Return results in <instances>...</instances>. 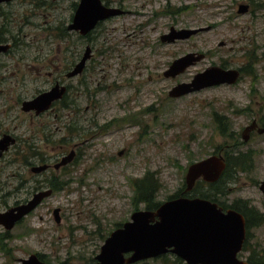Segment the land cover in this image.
Returning a JSON list of instances; mask_svg holds the SVG:
<instances>
[{
    "label": "rangeland",
    "instance_id": "374dc122",
    "mask_svg": "<svg viewBox=\"0 0 264 264\" xmlns=\"http://www.w3.org/2000/svg\"><path fill=\"white\" fill-rule=\"evenodd\" d=\"M36 1L11 0L4 5L12 11V31L22 26V35H58L70 21L72 4L78 0H44L33 8ZM103 1L121 5L127 13L104 19L93 33L94 55L79 98L83 118L77 109L56 104L32 121L22 113L21 127L14 130L15 121L8 117L19 113V108L0 107L3 128L8 126L25 137L37 127L38 138L45 139L44 125L54 133V149L55 142L65 135L74 138L73 142L87 140L82 159L70 169L68 185L12 229L20 237L10 240L11 250L0 248V264H20L18 260L31 253L70 264L94 258L103 237L128 221L133 211L145 209L135 198V180L153 173L160 183L156 200L162 203L185 189L189 164L220 151L224 155L227 150L231 154L252 150L253 167L226 180L227 193L218 195V202L227 206L243 200L264 215V196L258 187L264 178V133H252L247 142L240 137L252 119L264 125V20L250 15L235 19L236 3L243 0ZM170 27L203 30L188 38L161 42L160 35ZM70 35L76 41L75 35ZM186 53L203 57L174 77H165L163 71ZM212 65L240 68L241 76L231 85L206 87L179 97L168 95L174 85L190 81ZM26 71L5 76L9 81L18 78L19 85H6L0 103L8 102L12 94L30 98L49 87L50 77H35L34 71ZM215 115L227 117L238 133L235 146L217 131ZM39 151L57 154L51 143L42 140ZM9 168L4 175L12 173ZM196 191L206 194L210 189L201 183ZM54 208L60 209L59 223L54 220ZM248 233L249 247L264 254V220L251 226ZM247 255L248 251H243L239 257ZM172 258L166 256L167 260ZM140 264L163 263L160 257Z\"/></svg>",
    "mask_w": 264,
    "mask_h": 264
},
{
    "label": "flooded vegetation",
    "instance_id": "af4514ba",
    "mask_svg": "<svg viewBox=\"0 0 264 264\" xmlns=\"http://www.w3.org/2000/svg\"><path fill=\"white\" fill-rule=\"evenodd\" d=\"M101 1L106 6L118 7V6H110L108 3H105L103 0ZM9 2H11V0L0 2V18H1L0 94L3 92L4 87H6V85L10 84L12 88H15L19 85L18 78L9 81L5 77L7 74L16 76V70H20L22 73H25L27 69L29 71H34L35 77L46 76V77H50L51 79L49 87L45 89H41L30 98H22L21 96L12 94L10 95V100L8 102L0 103V107L1 106L8 108L12 107V109L15 107L19 108L20 110L19 113L8 117L10 121H15L14 130H17L19 127H21L22 113H24L27 117H29L30 121H32L33 118L37 119L39 118V116H42L44 113L52 110L53 106L56 104L61 105L63 108L77 109L78 115H80V112L82 111L80 108L82 99L79 98L82 96V94H84V89L82 88V86L85 84L84 75L88 70L89 62L91 61V59H93L94 49H95L93 41H95L96 38H95V34L93 33L96 32V27L104 19L99 20L94 25L93 28H91L90 30L84 33L78 30L69 29L68 25L72 21L74 11L80 2V0H78L76 3L72 4L73 12L70 17V21L66 25L65 24L63 25L64 27L61 28L62 31L60 34L58 35L57 34L54 35V33L51 34L50 31L51 28H50L49 31L51 35L48 36L46 35V36L38 37L36 33L30 34L29 36L27 33H24L22 35L21 34L22 26L21 27L19 26L16 31H12L9 27L11 22L12 11H7V9L4 6L6 3ZM41 3H44V0H37L36 2L33 3L34 5L31 6L34 8V6L40 5ZM236 4H237V8L235 13L236 16L234 17L235 19H237L242 15H250L254 19L262 18L264 20V0H243L241 2L237 1ZM118 8L122 9L123 12L121 14L127 13V11L123 9L121 5H119ZM168 13L172 14L171 11H169ZM171 28L173 27H170L169 31ZM169 31L167 33H169ZM70 34L75 35L76 41L72 39V36ZM164 34L166 33H163L162 35ZM162 35H160L159 37L161 42L169 43L177 40V39L162 40L161 38ZM22 50H25L26 52L22 53ZM78 64H81L80 70L76 73H73L74 69ZM21 66L24 67L23 70L21 69ZM212 66H216V65H212ZM219 67L224 69L232 68V67H226L225 65H220ZM235 69L239 71L240 73L239 78H240L241 69L240 68H235ZM76 77L77 80H75L76 83L75 85L74 79ZM55 85L64 87V91L59 98L51 102L49 108L44 110H35V109L23 110L22 106L24 101L34 98L39 93L44 92ZM72 90H74V92H71ZM70 93L71 95H73L72 97L70 96ZM11 101L12 102L14 101L15 105ZM93 103L95 105L94 101ZM86 107H89V105H86ZM80 118L83 117L80 115ZM2 123L3 122L0 121V207H1L0 215H10L7 212H9L11 209H14L22 204H26L34 197L35 194L49 190V194L43 197L41 201H39L34 208H32L26 213L21 214L24 216L16 220L13 226L7 227L9 221L6 218H2L0 220V228H1L0 241L3 244V247L7 248L9 251V249L11 250V246L9 245L10 240L20 237L18 233L13 234L11 232L12 229H15L16 227L20 226L24 218H26L28 215H32L35 209H37L44 202L46 198L51 197L52 195H54L55 192L65 189V187L68 185L71 179V177H69L70 169L74 167L82 159L87 140H85L84 138L83 140H78L76 142H73L72 140L74 138L69 139V137H65L66 136L65 135L61 137L59 141L55 142L56 147L54 149V146L52 144V140H54L53 139L54 133L51 131H47L44 125H42L43 126L42 128L44 130L43 133L45 139L38 138L37 127H35V130L32 133L30 132L28 135L23 137L22 135L17 134L14 131L10 130L8 126H5L3 128ZM260 123H261L260 120L252 119L250 123L244 127L242 133L240 134V137L243 142H247L252 136V133L254 132H257L258 134L264 133V125ZM247 127L248 129L246 130L245 128ZM68 129L69 131H72L71 127H68ZM40 140H42L46 144L51 143L52 150H57V154L56 155L49 153L44 154L41 151H39ZM212 154H216V153H212ZM239 154L243 155V162H241L242 158L238 156ZM216 155H221L223 157L225 163L224 170L226 169L228 160L229 161L232 160L238 164L236 169L237 171H250L253 167L252 150L238 151L229 157L227 153L223 155L222 151L218 152ZM63 159H67V160L64 163H61ZM241 165H243L242 169L239 168V166ZM8 168L13 170L12 173L4 175V172L7 171ZM224 170L222 171V173L224 172ZM236 172L232 173L230 177H236ZM263 180L264 178L260 181L259 186ZM198 181H203V180H197L196 183ZM206 183H214V182H206ZM238 204L239 206H237ZM235 206H237L239 210L244 211L247 215H249L247 212V210H249L253 214L258 213L264 216L263 213H260L255 207L246 203L243 200L242 201L239 200V203L235 202L231 205L221 206V207L223 210L234 209L243 215L241 211L234 208ZM52 214L54 216V220L57 223H59L60 222L59 215H61L60 209L58 211H55V208L52 209ZM246 239H247V229H246L245 241ZM1 243H0V248L2 249ZM243 251H248V255L246 256L245 259L239 257L240 253L242 254ZM33 254L37 256L39 261H42L47 264H70V262L67 260L51 262L49 260H46L45 255L43 254L40 253H33ZM128 255H130V253L125 254V256ZM168 255H173V258L167 260L166 256ZM95 256L94 258L87 259L85 261L83 260L84 262L81 261L79 264H96L97 261L95 259ZM160 257L161 258L163 257L162 258L163 264H189L185 260L179 258L178 256H176L171 252H166L160 256L153 258H160ZM238 257L244 260L247 264H259V262L261 263L263 262L262 260L259 259V257H264V254L256 251L255 249H251L250 247L246 250H243L242 247V250L238 253ZM144 260L146 259L138 260L132 264H140ZM18 261L21 264V259H19Z\"/></svg>",
    "mask_w": 264,
    "mask_h": 264
},
{
    "label": "water",
    "instance_id": "95a60500",
    "mask_svg": "<svg viewBox=\"0 0 264 264\" xmlns=\"http://www.w3.org/2000/svg\"><path fill=\"white\" fill-rule=\"evenodd\" d=\"M122 12L118 7L106 6L101 0H80L68 28L84 33L99 20ZM200 30L203 28H171L161 38L184 39ZM202 57L200 53H186L174 59L163 75L174 77ZM80 65L76 66L73 73L80 70ZM239 75L235 68L210 66L196 73L190 81L174 85L168 95L179 97L206 87L231 85L238 81ZM63 91L64 87L55 85L24 101L23 110L47 109ZM66 160L63 159L61 163ZM224 168L223 157L216 154L192 162L184 176L185 191H190L197 180L217 181ZM259 188L264 194V180ZM48 194L49 190L35 194L26 204L7 212L10 215H0V220L6 218L9 221L7 227L13 226L16 220L24 216L21 214L34 208ZM58 210L59 208H55V211ZM245 238L246 222L240 212L234 209L223 210L216 202L205 198L179 196L160 203L154 210L133 211L128 221L112 230L105 238L95 259L96 264H132L171 252L189 264H247L238 257ZM126 253L130 255L125 256ZM21 264L47 263L39 261L35 254H30L21 259Z\"/></svg>",
    "mask_w": 264,
    "mask_h": 264
},
{
    "label": "trees",
    "instance_id": "16d2710c",
    "mask_svg": "<svg viewBox=\"0 0 264 264\" xmlns=\"http://www.w3.org/2000/svg\"><path fill=\"white\" fill-rule=\"evenodd\" d=\"M214 121H215V124H216L217 131L222 136L228 137L234 143L233 146H235V144L237 143V140L239 138V135H238V133L236 131L232 130V128L230 126V122L228 121L227 117L222 116V115H220V116L219 115H215ZM227 151L228 152H226V153L228 154V157L232 156V154L229 153L230 150H227ZM238 156L242 158L241 162H243V155L239 154ZM237 166H238V164L236 162H234L232 160L231 161L228 160L226 169L224 170V172L222 173V175L220 176V178H219V180L217 182L206 183V182H203V181H198L195 184L196 186H194L190 191H185V189L184 190H179L175 195L171 196L170 198H175V197H178L180 195L183 196V195L189 194V195H191V197L192 196H199L201 198H205V199H209V200L215 201L220 206H224L220 202H218V200H217L218 199V195H225L227 193V191L225 190V186L224 185L226 183V180L232 178V177H230V175L237 171L236 170ZM239 168L242 169L243 165L239 166ZM201 183L208 185V187L210 189L209 193H206V194L198 193L197 194L196 187L198 185H200ZM133 185H134V188H135V198L138 199V202H142L144 204L145 209L154 210V209H156L159 206L160 202H157V200H156V192H157V190H158V188L160 186V183H159L157 177L154 176L153 173H149L148 172L141 179L135 180ZM234 208L239 210V208L237 206H235ZM239 211H241L243 213V216L246 219L247 239H246V241L244 242V245H243V250H246V249L249 248V244H248V242H249L248 241L249 240V238H248L249 229L251 228V226L258 225L261 222H263L264 216H262L261 214H258V213L257 214H253L249 210H247L249 215H247L242 210H239ZM117 226H120V225H117ZM101 236H103V235H101ZM105 237H103V238H105ZM0 243H1V241H0ZM1 247H2V250L4 252H7L8 249L4 248L2 243H1ZM259 259L263 261L262 263L259 262V264H264V257H259Z\"/></svg>",
    "mask_w": 264,
    "mask_h": 264
}]
</instances>
